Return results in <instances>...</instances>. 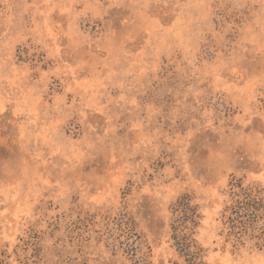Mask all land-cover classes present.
Listing matches in <instances>:
<instances>
[{
  "label": "rangeland",
  "instance_id": "obj_1",
  "mask_svg": "<svg viewBox=\"0 0 264 264\" xmlns=\"http://www.w3.org/2000/svg\"><path fill=\"white\" fill-rule=\"evenodd\" d=\"M264 187V0H0V264H264L223 230Z\"/></svg>",
  "mask_w": 264,
  "mask_h": 264
},
{
  "label": "trees",
  "instance_id": "obj_2",
  "mask_svg": "<svg viewBox=\"0 0 264 264\" xmlns=\"http://www.w3.org/2000/svg\"><path fill=\"white\" fill-rule=\"evenodd\" d=\"M228 195L229 202L221 213L227 240L235 248L252 242L258 249H264V187L255 182L245 184L242 178L233 177ZM198 209L189 194L181 196L172 207L171 238L182 259V263L175 264H208L204 248L193 237L200 224Z\"/></svg>",
  "mask_w": 264,
  "mask_h": 264
}]
</instances>
